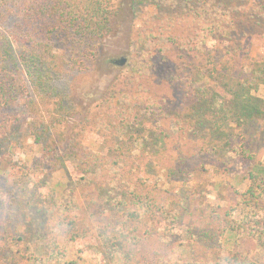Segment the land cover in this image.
Listing matches in <instances>:
<instances>
[{"label": "trees", "instance_id": "16d2710c", "mask_svg": "<svg viewBox=\"0 0 264 264\" xmlns=\"http://www.w3.org/2000/svg\"><path fill=\"white\" fill-rule=\"evenodd\" d=\"M139 2L134 0V5ZM177 3L202 12L199 35L169 37L165 43L171 54L160 41L144 38L143 57L128 65V77L113 86V92L103 93L81 122L70 128L74 104L70 83L64 79L70 72L98 64L120 4L117 0H0V112L17 109L24 115L25 133L36 149L28 152L32 167L16 177L7 172L10 161L0 160V235L17 239L22 227L15 223L20 206L41 202L47 214L44 228L30 239L24 264H52L56 258L55 264H264L241 248L251 242L264 250V162L256 158L257 145H247L242 135L263 128L264 137V94L260 93L264 58L251 56L253 38L264 41V0ZM208 38L225 44L227 52L218 55L207 46ZM140 80L151 87L141 89ZM166 80L189 102V128L178 119L180 130L193 135L208 131L195 154L204 151L211 158L229 155L244 160L233 174L235 182H245L244 188L229 195L225 209L213 205L200 223L194 219L186 223L184 217L195 214L191 199L202 195V185L197 188L189 182L203 170L204 157L196 171L185 176L177 167L191 157L179 150L161 179L147 178L156 172L151 156L164 157L160 152L166 148L155 149L151 137L162 135L166 144L171 135L160 123L166 103L161 98L138 99V94L149 93ZM15 122L4 118L0 124V132L11 129L0 136V158L13 148L9 136L19 131ZM87 132L105 141L92 139L96 146L92 148L84 143ZM66 162L79 174L76 184L83 205L80 195L62 183H54L45 200L31 187L36 172L47 180L65 169ZM207 162L215 170L220 166ZM178 182L180 195H173L167 185ZM223 183L211 185L222 192ZM87 210L98 224H93ZM93 235L94 243L83 241ZM66 245L72 248L69 257L58 258L66 256Z\"/></svg>", "mask_w": 264, "mask_h": 264}, {"label": "rangeland", "instance_id": "374dc122", "mask_svg": "<svg viewBox=\"0 0 264 264\" xmlns=\"http://www.w3.org/2000/svg\"><path fill=\"white\" fill-rule=\"evenodd\" d=\"M178 1L179 0H141V2L134 5V0H117V3L120 4L119 13L114 19L113 31L103 42L98 64L84 72H70L64 79L65 82L70 83V97L74 104V110H72L69 116L70 128L81 122L85 111L96 104L103 96V93L110 90L113 92L111 88L128 77L130 74L128 65L132 60L143 57L140 43L144 38L147 37L149 41H160V43L165 44L164 48L166 49L167 45L165 41L169 37L182 38L185 37V35H190L192 37L199 35L204 19L202 12L196 9H189L188 5L186 8H183L177 3ZM206 43L209 48H215L218 55L227 52L225 44H219V40L217 39L208 38ZM253 43L255 48L251 52V56L255 59L264 58V41L260 36H255L253 38ZM166 54H171V51H168ZM120 56L128 57L125 66L119 67L108 62L109 59L118 58ZM227 60L228 55L225 57V61ZM139 82L142 83L140 86L141 89L151 87L145 80H140ZM260 93L264 94V87L261 88ZM181 95V91L172 87L168 81L153 86L152 91L149 93L138 94V99L150 100L153 102L161 98L163 104L166 103L164 106V113L166 116L160 118V123L162 129L171 135L166 140V144H164L162 135H159L158 138L151 137L150 144L153 145L155 149L157 147H164L165 145L166 148L160 152L165 155L164 157L158 155L151 156L155 164L154 169L156 172L148 174L149 177L147 178L149 180L161 179L163 176L162 173H165L163 170L172 166L177 157L176 152L179 150L183 152L185 157H191L190 159H186L185 163L177 167L180 171L184 172L183 175L185 176L194 173L196 170L193 169L195 166L197 167L199 164L203 163L202 157H204L206 160H204L205 164L202 168L203 170L195 172L193 174V179L189 182L190 186L195 183L197 188H199V184H201L203 192L202 195L197 194L195 198L191 199V202L196 207L195 214L186 213L184 217L186 223L193 219L197 223H200L208 218L210 209L213 208V205H221L220 211L225 209L230 199L229 195L236 189L242 190L244 188L245 182L239 180L235 182V179H233L234 172H237L236 168L244 164V160L242 158L232 159L233 157L229 158V155H227L226 158L218 157L217 155L211 158L210 153L204 151L200 155L195 154L197 149L203 147L205 141L204 136L208 135V131H196L193 135L191 133H184L180 130V124H176L178 123V119L185 122L184 128L186 130L189 128L190 124V118L186 116L188 114L186 108L189 106V102L183 99ZM4 118L10 121L15 120L16 122L13 126L19 129L18 132L9 136L12 141L11 143L14 144L12 150H7L4 156L0 158V160H4V164L10 161L11 164L9 169L6 167L7 172L16 177L24 173L25 168L32 167V163H30L28 159V152L33 150L36 153V149L34 147L33 138L28 137L25 133V125L23 122L24 115H22L19 110L10 109L1 111L0 124H2ZM187 118L188 121L186 120ZM259 129L260 128L254 130L251 128L242 132L245 139L243 142L247 145H250L251 142L255 143L257 145L256 158L264 162L263 128ZM10 130L11 129L2 128L0 136L5 135V133ZM92 139H95L97 142H103L104 137L93 132H87L85 134L84 143L92 148H96L91 142ZM238 143L239 141L237 140L235 144L237 145ZM3 146L5 147L4 143ZM207 161L216 165L219 163L220 166L215 170ZM224 167H226V169H224ZM49 177L50 178L45 180L42 172H36L33 175V182L31 183L32 188L42 193V198L44 200L47 197L50 187L54 183L67 185L69 189L75 191L76 195L79 194L76 184L79 174L70 163L66 162L65 169H60ZM221 180H224L223 185H221L222 192L211 185L214 181L218 182ZM167 187L174 192L173 195H180L179 190L181 182H178L173 187L171 185H167ZM192 187H194V185ZM78 197L83 205L84 200L82 196L80 195ZM44 211L45 209L41 206V202L35 203L32 207L20 206L15 218V223H19L20 226H22L19 227L16 232V235H18L17 239L4 237L3 232H1L0 264H24L23 255L28 249L29 243L31 242L30 239L40 233L47 221V214ZM86 215H92L90 219L94 225L99 223V221L95 219L96 217L93 213L89 214V210H87ZM94 238L96 239L95 235H93V239L90 237L83 241L91 244L94 243ZM66 246L68 247L66 256L58 258L65 259L69 257L72 248L71 245ZM241 248L247 250L255 260H264V250L256 247L254 243L246 242ZM55 261H57V258L51 261V263L55 264Z\"/></svg>", "mask_w": 264, "mask_h": 264}, {"label": "water", "instance_id": "95a60500", "mask_svg": "<svg viewBox=\"0 0 264 264\" xmlns=\"http://www.w3.org/2000/svg\"><path fill=\"white\" fill-rule=\"evenodd\" d=\"M127 61H128V57L126 56H120L118 58H112L108 60V62H110L111 64L119 67L125 66L127 64Z\"/></svg>", "mask_w": 264, "mask_h": 264}]
</instances>
